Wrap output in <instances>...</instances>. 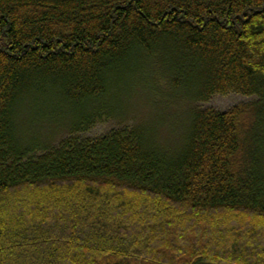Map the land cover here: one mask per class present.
<instances>
[{
	"label": "trees",
	"instance_id": "obj_1",
	"mask_svg": "<svg viewBox=\"0 0 264 264\" xmlns=\"http://www.w3.org/2000/svg\"><path fill=\"white\" fill-rule=\"evenodd\" d=\"M130 83L179 147L88 136ZM0 264H264V0H0Z\"/></svg>",
	"mask_w": 264,
	"mask_h": 264
},
{
	"label": "rangeland",
	"instance_id": "obj_2",
	"mask_svg": "<svg viewBox=\"0 0 264 264\" xmlns=\"http://www.w3.org/2000/svg\"><path fill=\"white\" fill-rule=\"evenodd\" d=\"M133 84L130 83L128 85L131 86L129 87L131 93L130 90L129 92L122 90L120 93V96L123 95L122 99L120 100L121 97H118V99L114 100L122 111L120 114L123 115V119L107 120L105 123L96 126L88 136H100L124 125L141 124L145 129L153 131L158 136V142H161L166 148L179 147L188 124L189 112L187 105L181 102L174 103L173 101L159 97V95L167 96L168 92L166 90L159 89L156 95V93L153 94L150 90L146 92L138 88L134 90L132 88ZM147 101L150 103L148 104ZM250 101L251 99L238 95L216 96L202 107L204 109L211 108L219 112H225L236 105L247 104ZM46 125L40 126L38 134L48 137L57 126L56 124ZM30 126V123H22L21 133L29 131ZM65 135L66 133L57 134L53 142L56 143Z\"/></svg>",
	"mask_w": 264,
	"mask_h": 264
}]
</instances>
